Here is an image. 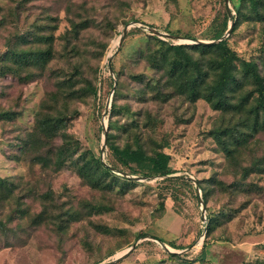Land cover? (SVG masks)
<instances>
[{
    "label": "rangeland",
    "instance_id": "374dc122",
    "mask_svg": "<svg viewBox=\"0 0 264 264\" xmlns=\"http://www.w3.org/2000/svg\"><path fill=\"white\" fill-rule=\"evenodd\" d=\"M229 6L230 14L225 0H0V264H101L135 243L130 255L153 264H264V171L242 179L244 166L264 161V132L229 161L211 133L228 116L204 99L173 92L164 101L163 76L149 62L155 38L217 40L240 8L226 39L240 57L262 63L264 19L242 0ZM71 20L87 27L68 57L62 37ZM48 34L46 66L4 57L44 49ZM49 115L60 118L53 138L38 126ZM104 125L121 147L165 145L172 173L121 164L108 139L102 160ZM99 156L117 177L90 167Z\"/></svg>",
    "mask_w": 264,
    "mask_h": 264
},
{
    "label": "trees",
    "instance_id": "16d2710c",
    "mask_svg": "<svg viewBox=\"0 0 264 264\" xmlns=\"http://www.w3.org/2000/svg\"><path fill=\"white\" fill-rule=\"evenodd\" d=\"M242 2L246 7L251 8L254 19H264V0H242ZM236 11L238 15L234 17L232 31L240 22L241 9L237 8ZM86 27L87 23L84 25L71 20V27L63 33L62 38L67 41L65 48L69 49L68 57L72 52L77 51L78 45L73 40L77 39L80 32ZM225 29L226 22L222 29L214 32L211 39L220 38ZM42 39L47 45L44 49L26 53L23 51L15 53V56L5 53L4 57L12 59L19 67L34 63L46 66L53 55L54 36L48 34ZM155 40L160 44L156 50L149 49V62L153 65L150 66L156 68L163 76V82L158 80L157 92L159 95L164 101H167L173 92L184 96L193 103L204 99L213 109L219 110L223 118L228 116L227 124L213 128L211 133L227 159L229 161L236 160L241 153V148L248 146L253 137L264 132V61L262 64L255 59L240 57L236 50L229 45L228 39L215 43L178 45L167 44L158 38ZM148 84L156 85L157 82L149 81ZM92 91L96 93L93 86ZM117 92L118 84L115 94ZM118 109L116 102H113L111 112L114 114ZM134 124L137 125L135 120ZM59 125L60 118L56 115L43 117L38 124L41 131L50 138L57 134ZM110 128L111 123L109 122ZM107 139L110 150L121 164H134L139 171L146 175L172 173L170 154L163 150L165 145L150 150L139 143L136 146L121 147L112 141L110 132L107 134ZM89 165L90 167H99L102 174L117 177L110 168L104 165L100 156ZM262 171H264V161L253 163L252 167L244 166L242 179L247 178L251 173ZM90 183L98 187L102 183L101 178L95 177L94 180H90ZM219 183L222 184V182ZM209 218L210 221L216 219L211 215Z\"/></svg>",
    "mask_w": 264,
    "mask_h": 264
},
{
    "label": "water",
    "instance_id": "95a60500",
    "mask_svg": "<svg viewBox=\"0 0 264 264\" xmlns=\"http://www.w3.org/2000/svg\"><path fill=\"white\" fill-rule=\"evenodd\" d=\"M225 1H226L227 5H228V12H229V14H230V13H231V9H230V6H229V4H230V0H225ZM233 25H234V19H232V22H231V24H230V26H229V28H228V33H227L226 35L221 36V37L218 38L217 40H213V41H209V42H207V41H203V40H194V42H195V43H215V42L222 41V40L226 39V37L231 33L232 28H233ZM149 29H150L153 33H155V34H157V35H159V36H170V37L182 38V36H172V35H170V34H167V33L161 32L160 30H158V29H156V28H153V27H151V26L149 27ZM125 33H126V29H125L124 32H123V36L125 35ZM123 36H122V38H121V40H120V43H119L120 45H121V43H122ZM109 69H110V71H111L112 73H114V70H113L112 65H111V60H109ZM114 88H115V86H114ZM114 88H113V91H114ZM103 132H104V145L102 146V160H103V158H104L105 145H106V139H107V128H106L105 125H104V127H103ZM105 164H106V166L109 167L110 169L115 170V168L112 167L111 165H109L108 163H105ZM197 188H198V190H200L199 186H197ZM146 237H147V238H150V239H153V240H155V241H157V242H159L165 250H168V251L171 252V250H169V248L163 243L162 240L157 239V238H155V237H151V236H146ZM136 245H137V243L133 244L131 247H129L128 249H126L125 251H123L122 254L117 255V256H116L115 258H113L112 260H109V261L103 262V263H101V264H117L118 262H120V261L123 260L124 258L128 257V256L133 252V250L136 248Z\"/></svg>",
    "mask_w": 264,
    "mask_h": 264
},
{
    "label": "crops",
    "instance_id": "0c3cea01",
    "mask_svg": "<svg viewBox=\"0 0 264 264\" xmlns=\"http://www.w3.org/2000/svg\"><path fill=\"white\" fill-rule=\"evenodd\" d=\"M153 261H155V258H153ZM117 264H153V262L152 260H149V262L145 260V256L142 253H133Z\"/></svg>",
    "mask_w": 264,
    "mask_h": 264
},
{
    "label": "bare ground",
    "instance_id": "6f19581e",
    "mask_svg": "<svg viewBox=\"0 0 264 264\" xmlns=\"http://www.w3.org/2000/svg\"><path fill=\"white\" fill-rule=\"evenodd\" d=\"M120 254H122V253H120ZM120 254H119V255H120Z\"/></svg>",
    "mask_w": 264,
    "mask_h": 264
}]
</instances>
